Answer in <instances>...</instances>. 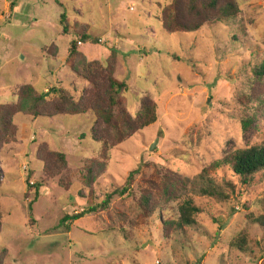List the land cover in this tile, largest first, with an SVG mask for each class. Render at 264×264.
I'll return each instance as SVG.
<instances>
[{"label":"rangeland","instance_id":"rangeland-1","mask_svg":"<svg viewBox=\"0 0 264 264\" xmlns=\"http://www.w3.org/2000/svg\"><path fill=\"white\" fill-rule=\"evenodd\" d=\"M171 1L0 0V104L15 102L23 83L40 92L65 88L79 99L91 88L80 63L106 65L115 48L130 116L143 99L159 108L156 123L115 146L108 167L95 171L101 145L92 138V111L18 113L17 140L0 150V264H264V230L247 216L264 214V175L246 185L229 168L213 170L229 200L192 194L203 209L197 223L168 237L164 221L178 218L177 204L148 215L138 207L140 190L162 184L166 173L195 178L226 152L264 143V107L243 103L264 59V0H238L237 18L168 34L160 4ZM86 25L97 43L81 39ZM247 116L254 122L245 132ZM43 144L49 146L39 156ZM49 151L68 157L67 188L43 172ZM223 178L236 183L235 191ZM83 211L69 231L62 226L66 214ZM242 231L250 244L245 252L230 246Z\"/></svg>","mask_w":264,"mask_h":264},{"label":"trees","instance_id":"trees-1","mask_svg":"<svg viewBox=\"0 0 264 264\" xmlns=\"http://www.w3.org/2000/svg\"><path fill=\"white\" fill-rule=\"evenodd\" d=\"M12 6H15L12 3ZM162 13L160 21L162 29L168 34L197 32L205 26L227 22L237 18L241 14V6L238 0H172L166 6L161 5ZM66 14L61 16L64 22ZM83 31H78L84 42L97 38L88 32V26ZM66 29V27H65ZM70 54L77 52V41L71 42ZM117 66V51L111 50V56L107 64L98 60L82 61L79 65V74L86 79L91 88L83 89L79 99L65 88L52 87L46 92L38 91L31 83H23L16 89L17 100L13 103L0 104V150L5 144L17 140L18 126L14 118L18 113L29 114L36 117H56L59 115L86 114L92 111L97 116V127L92 129V138L101 147L91 171L95 168L105 169L111 160V151L118 144L132 138L136 133L154 124L158 120V104L149 99H143L140 109L134 116H130L122 91L126 89V83L115 76ZM250 92L244 94L243 103L264 107V59L253 69V80ZM254 116L243 119V129L248 132L254 122ZM39 156L44 153L43 144ZM49 146V145H48ZM44 173L47 177H61L60 184L66 188L71 184L70 166L68 157L63 151H49L48 156H43ZM224 168H229L232 175L239 178L242 184L254 183L257 175H264V143H256L246 148H238L225 153L224 157L217 160L211 169L206 168L203 173L195 178L182 175L178 172H168L163 177L162 184L140 190L138 207L144 215L152 214L170 203L177 204L178 218L164 221L163 232L165 236H171L175 232L184 231L186 226L197 223V217L203 209L192 198L196 192L202 196H209L219 201L229 200L223 187L211 178L213 170L219 174ZM210 174V175H209ZM132 175L130 176V182ZM225 184L235 191V182L223 178ZM28 183H30L28 179ZM42 182L35 184L38 194ZM125 189V187H124ZM244 208L248 206L238 199ZM93 209H91L92 211ZM236 212L233 208L232 214ZM87 211L77 215L66 214L62 218V226L69 231L70 221L83 217ZM253 224H258L264 230V214L247 215ZM264 234V233H263ZM131 236V235H130ZM259 248L260 244L256 241ZM260 242V241H259ZM248 234L242 231L230 241V246L243 252L249 251Z\"/></svg>","mask_w":264,"mask_h":264},{"label":"water","instance_id":"water-1","mask_svg":"<svg viewBox=\"0 0 264 264\" xmlns=\"http://www.w3.org/2000/svg\"><path fill=\"white\" fill-rule=\"evenodd\" d=\"M155 144L156 143L151 144V147H150L151 150H153V147H155Z\"/></svg>","mask_w":264,"mask_h":264},{"label":"crops","instance_id":"crops-1","mask_svg":"<svg viewBox=\"0 0 264 264\" xmlns=\"http://www.w3.org/2000/svg\"><path fill=\"white\" fill-rule=\"evenodd\" d=\"M89 28V27H88ZM89 31L91 32V28H89ZM102 37H104V36H102Z\"/></svg>","mask_w":264,"mask_h":264}]
</instances>
